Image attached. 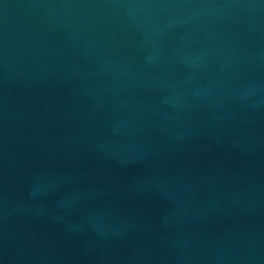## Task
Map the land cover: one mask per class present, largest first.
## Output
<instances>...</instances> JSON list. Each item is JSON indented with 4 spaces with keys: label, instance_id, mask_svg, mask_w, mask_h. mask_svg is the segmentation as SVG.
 <instances>
[{
    "label": "water",
    "instance_id": "water-1",
    "mask_svg": "<svg viewBox=\"0 0 264 264\" xmlns=\"http://www.w3.org/2000/svg\"><path fill=\"white\" fill-rule=\"evenodd\" d=\"M0 264H264V0H0Z\"/></svg>",
    "mask_w": 264,
    "mask_h": 264
}]
</instances>
